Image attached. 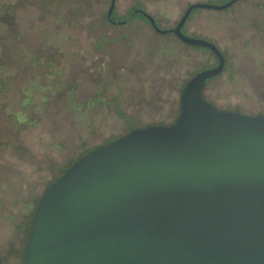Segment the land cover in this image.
Masks as SVG:
<instances>
[{"label": "rangeland", "instance_id": "obj_1", "mask_svg": "<svg viewBox=\"0 0 264 264\" xmlns=\"http://www.w3.org/2000/svg\"><path fill=\"white\" fill-rule=\"evenodd\" d=\"M226 1L115 0L113 25L111 0H0V264H20L37 198L64 168L132 128L173 124L186 82L216 65L132 12L169 29L190 4ZM183 32L225 56L204 99L264 115V0L196 9Z\"/></svg>", "mask_w": 264, "mask_h": 264}, {"label": "water", "instance_id": "obj_2", "mask_svg": "<svg viewBox=\"0 0 264 264\" xmlns=\"http://www.w3.org/2000/svg\"><path fill=\"white\" fill-rule=\"evenodd\" d=\"M237 1L190 4L169 29L133 11L217 63L186 82L173 124L132 128L64 168L34 209L23 264H264V115L204 99L225 56L183 32L192 11Z\"/></svg>", "mask_w": 264, "mask_h": 264}, {"label": "flooded vegetation", "instance_id": "obj_3", "mask_svg": "<svg viewBox=\"0 0 264 264\" xmlns=\"http://www.w3.org/2000/svg\"><path fill=\"white\" fill-rule=\"evenodd\" d=\"M137 9H141V8H137ZM143 10V9H142ZM114 11V10H113ZM133 13V12H132ZM113 14V13H112ZM112 14H111V17H110V19H108L107 18V20L111 23V24H113V25H115L116 24V21H114L113 19H112ZM133 15H135V16H141V17H143L141 14H139V13H137V14H133ZM144 18V17H143ZM145 19V18H144ZM146 20V19H145ZM122 23H124V21L123 22H118V24L120 25V24H122ZM2 85H1V83H0V87H1ZM14 118V117H13ZM15 121H17V119H15ZM27 122H24V124H26ZM96 146H93L92 148H90L89 150H91V149H93V148H95ZM89 150H87L86 152H88ZM85 152V153H86ZM74 162V161H73ZM38 201H39V199L37 198V204H38ZM19 256H20V264H23V251L21 250L20 252H19Z\"/></svg>", "mask_w": 264, "mask_h": 264}]
</instances>
